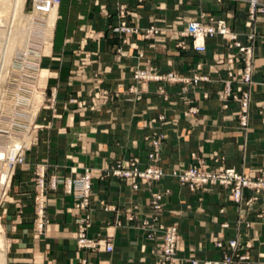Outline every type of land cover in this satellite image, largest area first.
<instances>
[{
    "label": "crops",
    "instance_id": "crops-1",
    "mask_svg": "<svg viewBox=\"0 0 264 264\" xmlns=\"http://www.w3.org/2000/svg\"><path fill=\"white\" fill-rule=\"evenodd\" d=\"M122 1L131 14L129 25L140 31L156 26L162 34L148 40L129 35L123 41L112 29ZM122 1L62 0L57 8L50 54L41 63L49 74L45 87H56L57 103L53 112H41L38 140L18 169L14 186L15 246L27 252L19 256L26 254L21 257L26 264H159L160 240L147 239L140 223L153 214L151 193L168 189L159 221L179 228L175 264L219 258L223 251L215 247L216 238L238 239L249 255L245 264H264V193L246 190V201L257 199L237 206L219 187L192 192L165 177L133 190L107 172L116 160L132 157L144 167L150 150L147 139L162 133L159 159L166 172L203 159L211 169L231 167L259 174L264 166V23L257 25L252 104L244 132L236 115L238 104L229 102L223 109L216 96L220 80L226 78L224 71L212 67L214 56L225 51L222 39H209L206 51L198 53L190 39L179 49L177 36L189 20L205 13L224 19L244 40L245 7L229 0ZM84 55L89 56L87 65L80 68ZM145 67L187 79L208 75L209 82L190 87L183 95L179 83L135 81L134 70ZM203 91L210 94L207 99ZM74 100L83 107L79 109ZM192 105L196 114L187 113ZM161 115L164 121L158 120ZM39 164L45 166L47 179L57 178V188L47 193L41 235L33 224L34 175ZM85 168L93 170L92 193L88 209L77 211L76 195L67 193L64 183ZM85 212L91 219L88 237L109 240L112 252L77 247V219Z\"/></svg>",
    "mask_w": 264,
    "mask_h": 264
},
{
    "label": "built area",
    "instance_id": "built-area-1",
    "mask_svg": "<svg viewBox=\"0 0 264 264\" xmlns=\"http://www.w3.org/2000/svg\"><path fill=\"white\" fill-rule=\"evenodd\" d=\"M62 0H32V5L42 12H48L55 5H59ZM219 2L225 0H217ZM238 1L241 5L247 8V19L245 25L250 29L249 41H252L256 34V26L260 22L264 23V0H229ZM35 3H37L35 5ZM209 22H208V21ZM122 32H130V29L126 27L124 21L120 27ZM150 33H157V30L151 29ZM190 37L192 40V46L196 52L204 53L206 51V43L209 39L214 37H220L227 44L231 54L226 56L216 57V64L221 65L227 71L228 82L226 89L222 94L223 99H228L232 94V82L238 80L240 84L237 86L236 92L241 93L240 97L234 95V97L241 104V126H248V112L251 102V87H252V72H253V59L254 50L252 45L245 46L238 35L228 26L224 19H215L214 17L204 18L189 23L188 28L183 33ZM40 46L42 41L38 40ZM36 69L37 64L34 63ZM27 78H33V74L25 75ZM135 77L137 79H157L162 78L152 73L136 72ZM170 80H177L175 75L170 74L168 76ZM35 79V78H34ZM200 80H208L206 77H195L194 83ZM33 91V90H32ZM53 92V99L56 97L55 89ZM44 94V92H43ZM32 118V117H31ZM31 122V121H30ZM16 132V131H15ZM23 135L21 132H16ZM153 150L147 155V164L142 167L140 160L137 157H132L128 160H116L112 167L108 170V174L121 179L127 183L133 190L139 188L140 183H146L149 185L162 181L165 177L176 180L179 184L187 187L190 191L196 192L200 188H205L208 185H222L229 188L230 196L237 203H242L244 189H256L257 191L264 190V171L258 178H249L245 174L238 172L236 169L228 167L216 170H210L207 167L190 166L186 169H173L166 173L160 165V159L158 155L159 141L158 139L153 141ZM24 148L16 155V166L24 162ZM15 159V158H14ZM14 159L11 160V166ZM16 166L14 170L16 169ZM12 171V173L14 172ZM40 179L38 180L39 196L38 207L39 214L42 218L43 208L45 203V182H44V168L41 167L39 171ZM8 178L5 182H9ZM92 179L93 170L86 168L81 176L75 179H69L66 183V192L76 195L75 209L77 211L86 210L89 206L91 193H92ZM52 186H56V180H52ZM169 193V190L156 191L151 193L150 196V208L153 214L147 219L143 220L141 227L145 230L150 239L158 238L160 240V253L161 258L164 261L163 264L173 263L175 264V254L179 248V231L175 225H165L158 221V218L163 211V197ZM131 219V218H130ZM42 224V222H40ZM90 227V215L87 213L82 214V217L77 219V230L75 232V238L77 240V246L80 249L88 250H103L105 252H112V243L108 240L89 238L87 235L88 228ZM156 228L158 231H154ZM222 247V244H218ZM229 246L233 249L237 247V242L232 240L229 242ZM197 261L194 262L196 264ZM211 264L212 262H205ZM227 263H231L229 258ZM225 263V264H227ZM82 264H87L83 262ZM214 264H219L215 263Z\"/></svg>",
    "mask_w": 264,
    "mask_h": 264
},
{
    "label": "rangeland",
    "instance_id": "rangeland-1",
    "mask_svg": "<svg viewBox=\"0 0 264 264\" xmlns=\"http://www.w3.org/2000/svg\"><path fill=\"white\" fill-rule=\"evenodd\" d=\"M120 1H122V0H120ZM137 1L139 3H141V2H144L146 0H137ZM191 1H200V0H191ZM219 3H221V2H219ZM11 4H12V2H8V4H6V5L3 6L4 7L3 8V13L0 14V25H1L0 26V29L5 28V27L7 29V27L9 25H13L11 23L12 22V14H13V9H12V5ZM244 7H245V10H246V13H245V21H246L248 11H247L246 6H244ZM31 11H32L31 0H25V4H24V7H23V16L24 17H22V18L16 17L17 18V21L18 20L21 21L20 23L23 24V25L26 24L27 23V18L26 17H28V16L30 17L31 14H33ZM116 13H117L118 18H117V21H116L115 26H113L112 29H113V31H114V33L116 35H118L121 39H123V41L129 35H140L141 37H143V39L148 40V39H153L154 37L160 36L162 34V31L158 27H156V26H150V27L146 28L145 30L140 31L137 27L129 25L128 24V17L131 14L128 11L126 2H123V1L120 2V4L117 6ZM209 17H212V16H210L208 14H205V13H202L198 18H194V19L189 20L186 23L185 27H183V29L178 32V36H177V47L179 49H184L186 47V43H185L184 40L185 39H190V37H188L186 35H183V33L188 28L189 23H191L193 21H196V20H200V19L202 20L204 18H209ZM122 21L125 22L126 27L130 29V32H122L120 30V27L122 25ZM245 21H244V27L246 28L247 32L244 34V36H245V39L244 40L241 39V36L238 33H236L233 28H231L229 25L228 26L238 35L239 39L241 40V42L245 46L252 45L253 46V50H254V45H255L254 43H255L256 37L258 35V30H257L258 26H256V34H255L253 40L252 41H249V37L248 36L250 34V29H248L246 27ZM260 23H262V22H260ZM16 24H17V22H16ZM4 25H5V27H3ZM151 29H154V30L156 29L157 30V33H150L149 31ZM36 40L37 39H35V41ZM190 41H191V46H192V40L190 39ZM222 42H223V44L225 46V51L223 53L216 54L214 56V62H213L212 67H213V69L216 72L224 71L225 74H226V78L223 79V80H220L221 83H222V86L216 92V96L221 101L223 109H227L229 107V102H233V103L238 104L239 109L236 112V115L238 117V121H239L240 127L242 128V130L244 132H246L248 126L247 127H242L241 126V117H240L241 104L234 97V95H236V94L238 95V97H240V95H241V93L236 92L237 86L240 84V82H238V80H234V82H232V86H231L232 91H233L232 94H231V96L228 99H226V100L222 98L221 92L223 93L224 90L226 89V84L228 82V75H227V71H226V69L224 67H222L221 65H217L216 64V59L215 58L218 57V56L219 57L220 56H226V54L233 53V51H230L228 49L226 42L224 40H222ZM36 46H37V44H36ZM37 48L35 50L39 53L38 54V58L41 59L40 62L38 63V65H37L38 70L36 69V67H35V65L33 63V64L28 65V68L24 71V72H28V73L33 74V76H32L33 78H27L26 76H24L22 78V76H21L22 75V71H21L20 68H21V60H22V57L23 56L19 55L17 57L18 59H17V62L15 64L14 71L12 73V77L15 76L16 80L13 81V78L12 79H7V77H6V79L3 80L2 83H1V88H5L6 91H7V94L5 96V99H6L7 105L9 107L13 108L14 102L12 101L13 100L12 98L15 97V95H13V93L16 92L17 89L19 90L20 97H22L21 99H18L19 102L16 103L15 110H11V109H6V110L4 109L3 110L4 111V115H1V116H3L1 122L2 123H6V126H4V129L5 130H10L11 129V131L21 132L23 135L24 134H27L30 137V139H31L30 140V143L28 145L23 146V148H24L23 149V152H24V162L22 164L16 166V169L14 170V172L10 174V179H9V182H7V184H6V182L1 183V175H2V172L5 170V167L6 166H5L4 160L2 158H0V236L3 237L4 244L6 242V244H5V246H6L5 247V251H7V254H6V257H7L6 258V264H23V263L26 264L27 263V260H24L25 258H21V257H26V254H23V255L19 256V254H21V253H27V252L18 251L19 246H15L16 243H17L16 237L14 236L16 224L14 223L13 217H15V215L17 214V212H15L14 206H12V205L15 204V199H14V194H15L14 193V186H15V181L17 179V174L16 173H17L18 169L23 164L26 163V156H27L28 152H30L32 150V148L36 144L35 142L38 140L39 131L42 129V126L38 123V121H39L38 118H39L41 112L44 111V110H51L53 112L54 107L56 106V103H57V97H54V100H53L54 102H52V99H53V92L52 91L54 89L56 91V87L53 86L51 88L50 87L48 88V87H45V85H43V86H41V88H38V89L41 92H44V94H43L44 99H42L40 101V103L38 104L39 107H38V109L36 111V114H34L35 116L33 118H31V115L27 111L26 112H23L22 111L23 109L26 110V109L29 108L28 105L30 104L29 103L30 101H28V98L31 97V95L33 93V91H32L33 90V87L35 85H37V83H38L37 82V76L35 74H37V72H39V70L41 68V70H42V72H41L42 77L45 75V71H44L45 69L41 67V63H42V60L50 54L51 47H47V48L44 49V51H41L42 46H40V44H39V46ZM192 48H193V46H192ZM30 50H33V47L32 46L30 47ZM17 55H18V53L17 54L14 53L13 58L15 59V56H17ZM88 58H89L88 55H84L82 57L80 68H83V67H85L87 65ZM11 59H12V57H11ZM199 66L200 65H198V67ZM254 69H255V53H254V59H253V71H254ZM138 71L144 72V73L150 72V73H152V75L160 76L162 79L161 80H157V79H153V78L152 79H148V80H145V79H137L135 77V74ZM170 74L175 75L178 79L177 80H170L168 78V76ZM25 75H26V73H25ZM195 77H206V78H208V80H200L197 83H194V78ZM252 77H253V72H252ZM133 78L135 79V81L142 82V83L150 82V81H154V82L166 81V82H169V83H179V84L182 85L181 86V93L183 95L189 91L190 87H196L201 82H203V83L204 82H209L208 75H196V76L192 77L191 79H187V78H184V77H180L179 75H177L174 72H167L165 74H159V73H156L153 70V68H151V67H145V68H137V69H135L134 72H133ZM252 80H253V78H252ZM40 82H41V84H43L44 83V80L41 79ZM253 85H254V81H253L252 87H251V102H250V106H249L248 118L250 116V108H251V104H252V94H253L252 93V88H253ZM131 91L133 92V89ZM161 93L163 95H165L163 93V91H161ZM104 94L107 95L110 98L109 93L104 92ZM209 95L210 94H208L207 92H204V91L202 93L203 99H207L209 97ZM94 97L95 98H98L97 96H94ZM39 99L40 98L38 96L37 97V101H39ZM136 99L137 100L140 99V96H137ZM165 99H167V98H165ZM74 101L77 104V107L79 109L83 107V103L77 102L76 100H74ZM189 102L191 103L193 101H189ZM185 103H188V102H185ZM91 105H92L91 107H93L95 105V103L93 104V102H92ZM84 106H87V105H84ZM197 112H198L197 107L194 106V105L190 106L188 108V111H187L188 114H196ZM12 113L15 115L14 118H16L20 123L19 122L18 123L15 122L14 123V126L11 127V126H9L7 124H10L11 123V119L10 118L12 116L10 114H12ZM158 120L159 121H164L165 120L164 115H161L158 118ZM248 124H249V121H248ZM0 129H3V128H0ZM156 139H158V141H159L158 155H160V149H161V146H162V143H163V139H164V135L162 133H159V134L154 135V136H152V137H150V138L147 139L148 145L150 147V150L148 151L147 155H149L150 151L153 150V144L152 143ZM3 142H6V141L3 140ZM2 146H0V148ZM42 166L44 168L45 203H44L43 214H42V218H41L40 217V214H39V207H38V200H37V198L39 196V186H38V180L40 179L39 171H40V168ZM190 166H198V167L204 166V167H207L208 169H210L212 171L213 170H216L217 171L218 169H221V168H228V167H221V168L211 169L209 167V165H207V163L203 159H200V160L197 161V163L191 164V165H189L187 167H190ZM10 167H11V164H10ZM111 167L112 166H110L109 169ZM187 167L181 168V169H186ZM108 170H107V172H108ZM263 171H264V166L259 170V174H257V175H249V174H245L243 172H241V173L245 174L249 178L254 179V178L260 177V175H261V173ZM82 173L76 175L73 178H68V179L65 180V183H64L65 191H66V183H67V181L69 179H75L76 177L81 176ZM166 173H168V172H166ZM93 177H94V174H93ZM54 179L56 180V186L55 187L52 186V180H54ZM179 185L182 186L181 184H179ZM182 187H184V186H182ZM214 187H219L223 191H225L226 194H227L228 199L230 201H232L233 203H235L237 206H240V205H243V204H247L250 201L257 199V197H253V198H250V199H248L246 201V199L244 198V194H243V199H242L243 202L242 203H237L230 196L229 188H226V187H224L222 185H208L207 187L200 188L199 190H201V189L202 190L203 189H208V188H214ZM56 188H57V178L53 175L49 179H47L46 178V172H45V166L39 164L36 167V172H35V175H34V193L35 194H34V197H33V210H34L33 224H34V228L36 229V234L37 235H39V234L41 235L44 232L45 226H46V209H47V203H48L47 193H48L49 190H55ZM246 190H252V191H254L257 194L264 193V190L257 191L256 189H253V188L252 189H249V188L244 189V191H246ZM149 202H150V198H149ZM74 209H75V204H74ZM87 209H88V207H87ZM87 214H89V213H87ZM145 219H147V218H145ZM145 219H143V220H145ZM159 219H160V217L158 218V221H159ZM142 221H141V223H142ZM40 222H42V224ZM159 222H161V221H159ZM161 223H163L165 225H175L177 227L178 231H179L178 226L176 224H174V223L173 224H166L164 222H161ZM90 224H91V219H90ZM154 231H158V230L156 228H154ZM146 237H147V239L152 240V239H150L148 237L147 233H146ZM94 239H100V238H94ZM180 240L181 239H180V234H179V245H180ZM232 240H235L237 242V247L235 249H233V248H231L229 246V242L232 241ZM213 243H214V245H215V247L217 249H219L220 251H223V252H222V254H221V256L219 258L206 260V261H204L203 264H207V263H205L207 261H208V263H209V261L212 262L211 264H214V262L215 263H219V264H225V263H227V261H228L229 258L231 259V263H227V264H245L246 262H248L250 260L248 253L246 251H243L242 250L243 247L241 246V244L238 241V239L232 238V239H228L227 241H223L222 239L216 238V239L213 240ZM219 243L222 244V247H220L218 245ZM76 244H77V240H76ZM159 248H160V246H159ZM158 250L160 252V249H158ZM178 250H179V248L177 249V251ZM177 251H176V253H177ZM175 256H176V254H175ZM38 261H41V259L40 258H37V262ZM195 261L196 260H191V263L194 264ZM162 262L164 263V261L161 258V253H159V264H163ZM168 264H173V263H169L168 262Z\"/></svg>",
    "mask_w": 264,
    "mask_h": 264
},
{
    "label": "bare ground",
    "instance_id": "bare-ground-1",
    "mask_svg": "<svg viewBox=\"0 0 264 264\" xmlns=\"http://www.w3.org/2000/svg\"><path fill=\"white\" fill-rule=\"evenodd\" d=\"M8 2H12L11 5L13 9V14L11 23L13 25H9L7 29L4 25L3 27L5 28L1 27L2 29H0V128H3L0 129V146L3 145L0 148V158L4 160L6 166L5 170L2 172L1 175V183L5 182L8 178H10V174L16 166V155L21 150V148H23V146L25 145H28L31 140L27 134L21 135L20 133L11 131L10 128V130L4 129L6 123L1 122L3 117L1 115H4L3 110H15L16 103L19 102L18 99H21L22 97H20L19 90L17 89V91L13 93V95H15V97L12 98V101L14 102L13 108L9 107L5 99L7 91L5 88H1V83L3 80L6 79V77L7 79L13 78V81L16 80L15 76L12 77V73L14 71L15 64L18 59L17 57L19 55L23 56L20 68L22 71V78L25 76V73L27 76L31 74L24 71L28 68V65L33 63L37 64V62L39 63L41 60L40 58H38L39 53L35 50L39 46V42L37 41L40 40L43 43L41 45V51H44V49L47 47H51L54 27L59 17L57 8L60 5H55L48 12H42L32 5L31 12L33 14H31L30 17H26L27 23L23 25L20 23L21 21H17L16 17H24L23 7L25 4V0H0V14L3 13V6L8 4ZM31 4H33L32 0ZM36 4L37 3H35V5ZM35 39L37 40L35 41ZM31 46L33 47V50H30ZM14 53H18V55L15 56V59L13 58ZM41 72L42 70L40 68L39 72L35 74L37 76L38 83L33 87V93L31 97L28 98V101H30V104L28 105L29 108L26 110H22L23 112L27 111L32 118L35 116L34 114H36V111L39 107L38 104L42 99H44L43 92H41L38 88H41V86L45 85L46 79L49 76L48 71L44 77H42ZM41 79L44 80L43 84H41L40 82ZM38 96L40 98L39 101H37ZM10 115L12 116L10 118L11 123L7 125L12 127L14 126L15 122L18 123L19 121L14 118L15 115L13 113ZM3 140H5L6 142H3ZM13 159V165L10 167V164L12 163L11 160ZM5 244L3 237L0 236V264H6L7 251H5Z\"/></svg>",
    "mask_w": 264,
    "mask_h": 264
}]
</instances>
